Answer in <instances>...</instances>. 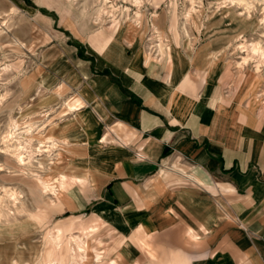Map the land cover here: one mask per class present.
<instances>
[{"label":"crops","instance_id":"1","mask_svg":"<svg viewBox=\"0 0 264 264\" xmlns=\"http://www.w3.org/2000/svg\"><path fill=\"white\" fill-rule=\"evenodd\" d=\"M82 44L57 214L112 231L110 264H264V115L227 95L220 47L153 58L132 26Z\"/></svg>","mask_w":264,"mask_h":264},{"label":"rangeland","instance_id":"2","mask_svg":"<svg viewBox=\"0 0 264 264\" xmlns=\"http://www.w3.org/2000/svg\"><path fill=\"white\" fill-rule=\"evenodd\" d=\"M127 26L144 32L153 58L174 41L196 52L220 47L212 54L226 65L227 95L264 115V0H0V264L115 259L120 240L104 224L57 214L66 185L59 172L68 134L80 127L70 80L91 60L82 40ZM15 148L24 164L7 152ZM82 223L97 231L87 238Z\"/></svg>","mask_w":264,"mask_h":264},{"label":"bare ground","instance_id":"3","mask_svg":"<svg viewBox=\"0 0 264 264\" xmlns=\"http://www.w3.org/2000/svg\"><path fill=\"white\" fill-rule=\"evenodd\" d=\"M9 148V147H8ZM7 152L9 153V154H13L14 155V153H15V157H16V159L21 163V164H24V157L23 156H21V153H18L19 152V149H17V148H15L13 151L11 150V149H8L7 150ZM14 196V195H13ZM15 197V196H14ZM14 200H17L16 199V197L14 198ZM72 241H74V243H76V242H78V240H76V238L75 237H73L72 238ZM53 245L55 246V243H53ZM57 247H59L60 248V246H59V244H57L56 245ZM80 248V251H82V248L81 247H79ZM78 249V248H77ZM74 253V252H73ZM69 255H70V253H69ZM71 259V258H70ZM71 262V261H70ZM69 262V263H70ZM53 263V261H51L49 264H52Z\"/></svg>","mask_w":264,"mask_h":264}]
</instances>
